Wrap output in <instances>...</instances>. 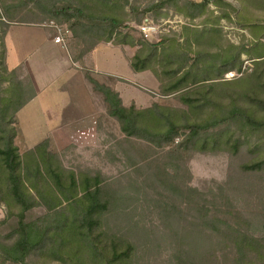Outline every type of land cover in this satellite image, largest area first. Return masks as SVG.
<instances>
[{"label": "rangeland", "instance_id": "1", "mask_svg": "<svg viewBox=\"0 0 264 264\" xmlns=\"http://www.w3.org/2000/svg\"><path fill=\"white\" fill-rule=\"evenodd\" d=\"M160 1L0 0L3 92L12 84L28 90L32 85L36 91L23 64L13 76L2 77L10 26L35 25L56 36L59 29L52 27L53 22L64 36L63 47L72 66L79 71L70 87L77 95L78 82L85 80L92 100L88 114L77 120L76 114L70 116L72 127L49 134H43L39 118L26 120L28 107L20 121V110L15 117V146L28 162L37 158L30 152L49 141L48 150L66 171L65 184L70 182L69 172L75 174L79 191L86 177H100V201L107 204L87 224L88 199L63 203L53 210L40 202L31 218L47 216L50 230L45 242L29 256L30 264H122L116 256L130 246L127 264H264V126L236 118L193 141L190 132L183 131L174 143L161 145L127 137L109 115L104 96L90 82L95 79L118 92L128 108H153L154 114L144 123L152 117L160 119L153 125L155 130L166 131L170 122L189 125L227 118L235 107L263 123L264 58L257 54L264 52V0H170L164 7L146 11ZM188 1L208 3L193 8ZM45 4L72 5L88 17H111L121 26L113 30L109 24L95 26L63 15L55 18ZM193 12L200 15L187 17ZM24 30L29 29H14L9 36V66L18 65L25 44L36 43ZM110 35L112 40L107 42ZM225 59L229 61L223 65ZM52 63H45L51 72ZM228 69L234 71L226 73ZM11 97L0 94V100ZM17 98L13 97L6 120L18 105ZM82 121L85 126L78 128ZM258 164V169H245ZM3 172L0 167V264L1 247L17 239L10 233L21 212L15 203L5 202L7 174L4 177ZM44 178L39 183L41 191L53 187L49 177ZM61 191L54 188L62 198ZM30 192L38 199L36 191ZM69 226L70 237L66 233ZM243 235L260 244L238 253L236 244Z\"/></svg>", "mask_w": 264, "mask_h": 264}, {"label": "trees", "instance_id": "2", "mask_svg": "<svg viewBox=\"0 0 264 264\" xmlns=\"http://www.w3.org/2000/svg\"><path fill=\"white\" fill-rule=\"evenodd\" d=\"M170 0H162L160 3L153 5L151 8H148L146 11H152L153 9L161 8L166 6ZM188 3L193 6V8H204L208 2L196 3L193 1H188ZM47 10L52 14L53 17H58L60 15L66 16L68 18H77L82 21H88L91 24L103 25L109 24L110 27L114 30L121 26V24L114 18L111 17H88L81 8L74 7L72 5L66 6H57L54 4H45ZM200 15V14H199ZM197 12L193 14H187V17L195 18ZM112 40V35L109 36L107 42ZM4 41V40H3ZM264 49V45L261 44ZM6 46L4 44L3 48V72L4 78L7 76H13L16 73V69L9 71L6 67ZM258 58H264V52H259L257 54ZM228 59H225L223 65L228 63ZM133 67L136 71H139L137 64H133ZM234 69H228L226 73L232 72ZM7 75V76H5ZM184 77L178 79L174 85L177 88L181 86L184 81ZM90 82L94 84L95 89L99 91L103 96L105 102L108 104V113L111 117L115 118L121 125L122 132L127 137H137L140 139L148 140L152 143L158 144H171L174 143L175 139L178 138L180 133L183 131H189L192 141L202 134L209 133L210 131L216 130L222 125L230 123L233 119H242L247 124L264 126V122H258L251 115L242 111L240 108L235 107L231 111L230 117L217 119L213 121H208L201 124H189V125H178L175 123H169L166 131L155 130L154 124H158L160 119L152 117L144 123V119L150 117L154 114V109H144L137 110L134 106L126 107L123 104L122 98L119 93L112 90L111 88L101 85L95 79L90 78ZM30 86V85H29ZM173 86V87H174ZM7 94L12 96L8 99L0 100V122L4 124V127H0V167L3 169V175L7 182V199L5 202L10 205V203H15L21 208L20 214L17 215L18 222L16 227L10 235H17V239L11 246H2L3 250V264L11 262L13 264H30L28 258L33 253L35 249L41 246L49 236V228L46 226L49 221L47 216H37L31 218V211L40 203L43 202L49 210L59 208L63 203H81L85 198L88 199V206L86 208L87 217L84 218L85 223H92V215L101 212L107 207V204H103L100 201V195L102 192L101 188V178L100 177H86L82 184L81 190L79 191L80 185L77 183L75 174L73 172L68 173V179L70 182L65 184L64 174L66 173L65 169L62 167L59 158L56 154L48 150L49 141L42 142L37 145L31 154H36L37 158L32 159L31 161L25 162L18 148L14 144V139L17 136V130L15 128L16 124V114L22 110L32 99L36 97V91L30 86L29 90L24 85L15 87H8L5 90ZM2 88H0V94H4ZM13 97H18V105L12 109V115L7 119L8 113L10 111L11 105L14 103ZM158 108V106H155ZM1 126V124H0ZM31 167L33 171L31 170ZM261 165L247 166L246 170H255L260 168ZM27 170V174L23 170ZM48 176L50 181L53 184L48 185L45 188V191L39 189L40 180H46L44 178ZM2 186H0L1 189ZM63 189L61 191L62 198L58 197L54 193V188ZM31 190L36 191L38 199L33 196L30 192ZM82 194L81 198L79 195ZM83 197V198H82ZM79 198V200H78ZM2 200L0 199V205ZM209 216L208 214H206ZM206 216V217H207ZM218 221V219H217ZM219 222L226 224L227 222L224 219H219ZM70 226H73L71 224ZM70 226L67 227L66 233L70 237L71 229ZM230 229V228H227ZM229 239L232 236H228ZM260 244V240L255 239L248 235H243L240 238L239 243L236 244V249L238 253H247V251L256 249ZM210 250V248H208ZM132 251V246L122 254H118L116 258L121 259L122 264H127V260L130 257ZM261 255L257 256L256 259H260ZM240 261H237L239 263ZM240 264H243L242 262Z\"/></svg>", "mask_w": 264, "mask_h": 264}, {"label": "crops", "instance_id": "3", "mask_svg": "<svg viewBox=\"0 0 264 264\" xmlns=\"http://www.w3.org/2000/svg\"><path fill=\"white\" fill-rule=\"evenodd\" d=\"M17 28L29 29L22 32L26 37L36 38V43L31 47L25 44L24 51L22 52L21 49L20 52L23 55L22 59H19L18 65L12 67L9 66L11 54L9 36ZM5 43L8 68L13 70L23 64L32 76L36 88V97L19 112V119L21 112L28 107L30 110L26 112V120L32 122L35 118H39L43 126L41 127L44 130L43 134H49L54 129L72 127L73 123L68 124L70 116L76 114L75 120H77L88 114L92 100L86 91V81L78 82V94L75 95L72 91L74 87H70V83L74 73L79 71L72 66L70 55L64 47L55 43V34L52 30L38 28L35 25H13L6 33ZM50 62H53L52 64L55 66L52 72L46 69V64L50 65ZM35 113H38L37 117H35ZM76 126L81 128L85 125L82 121L78 122Z\"/></svg>", "mask_w": 264, "mask_h": 264}, {"label": "built area", "instance_id": "4", "mask_svg": "<svg viewBox=\"0 0 264 264\" xmlns=\"http://www.w3.org/2000/svg\"><path fill=\"white\" fill-rule=\"evenodd\" d=\"M52 27L55 28V29H57V28L59 29L58 35L55 36V43L64 46L65 45V40H64V36H63L60 28L57 27L53 22H52ZM143 30L147 31V28L145 27V28H143Z\"/></svg>", "mask_w": 264, "mask_h": 264}]
</instances>
